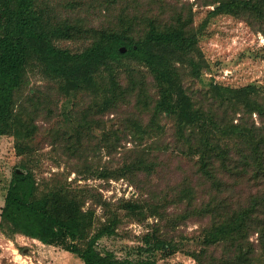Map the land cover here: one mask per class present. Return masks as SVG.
<instances>
[{
  "label": "trees",
  "instance_id": "trees-1",
  "mask_svg": "<svg viewBox=\"0 0 264 264\" xmlns=\"http://www.w3.org/2000/svg\"><path fill=\"white\" fill-rule=\"evenodd\" d=\"M200 2L242 18L264 34V0ZM56 5L51 0H0V134L13 135L15 151L22 157L7 185L0 229L62 245L83 264H154L148 259L128 263L95 247L108 229L105 224L93 227L94 205L101 200L95 188L49 183L35 176L38 158H33L29 140L39 121L49 122L56 115L57 96L72 91L69 116L75 129L50 134V145L73 154L82 143L80 130L97 125L98 115L115 112L118 127L97 142L111 155L122 137L130 135L136 144L145 135L158 139V121L166 119L170 130L163 133L173 149L191 160L196 185L208 189L198 210L207 217L202 245L223 243L228 255L223 254L219 264H251L254 248L249 236L255 232L264 261V90L253 83L239 87L212 83L201 100L183 88L185 68L197 77L204 63L192 3L104 0L97 6L98 0H88L87 6L108 12L99 24L79 20ZM69 5L75 7V2ZM69 39H83L84 44L78 51L56 44ZM259 56L264 59V46ZM37 74L44 78L41 82L34 78ZM152 149H131L134 160L119 170L151 174L160 166ZM185 195L189 191L182 184L178 197ZM88 200L90 205L84 208ZM116 206L138 208L129 200Z\"/></svg>",
  "mask_w": 264,
  "mask_h": 264
},
{
  "label": "rangeland",
  "instance_id": "rangeland-1",
  "mask_svg": "<svg viewBox=\"0 0 264 264\" xmlns=\"http://www.w3.org/2000/svg\"><path fill=\"white\" fill-rule=\"evenodd\" d=\"M51 1L65 9L64 13L69 12L88 23L99 24L107 19L108 12L87 6L88 0ZM103 1L98 0L97 6H101ZM184 1L192 3L193 25L204 60L199 76L189 75L187 68L182 74V86L188 94L202 100L212 83L230 87L253 83L264 90V59L259 56L263 51L264 34L242 18L215 11L213 5H203L200 0H180L181 3ZM69 2H75V7ZM118 3L116 8L121 7ZM83 41L69 39L56 44L78 51ZM34 78L40 82L44 79L39 74ZM73 101L72 91L57 96L56 115L49 122L39 121L38 131L30 138L29 147L34 149L33 158H38L34 160V173L39 180L49 183L63 181L75 188L91 186L95 192L101 193V200L94 205L93 227L105 224L108 229L96 240L95 247L102 254L112 253L128 263L148 259L154 264H200L206 260L219 264L223 254L228 255L223 243L202 245L207 217L199 214L198 210L208 198V189L205 184L201 187L196 185L191 160L173 149L170 137L165 135L170 130V122L166 119L158 121V133L161 135L158 139L152 134L151 137L145 135L142 143L136 144L130 135L128 139L122 137L120 145L110 155L107 148L97 142L106 132L118 127L119 121L115 112L104 113L97 116V125L93 128L80 130L82 143L70 154L59 146L53 147L48 140L55 131L72 132L75 129V122L69 116ZM253 118L257 124L255 113ZM118 135L122 132L119 131ZM145 146H151L157 152L160 166L157 165L151 174L141 170L126 174L123 169L119 170L124 168V163L134 160L135 153L131 149ZM21 159L15 151L13 135L0 134V211L11 174L14 169L18 170ZM184 178L189 180L191 187ZM182 184L189 191V196L185 195L183 199L178 197ZM242 186H237L240 191L244 188ZM165 197L170 201L163 202ZM127 200L137 204L138 208L116 206L118 201ZM162 204L167 205L164 207ZM89 205L88 200L84 208ZM182 214L186 216L182 218ZM256 237L255 232L249 236L254 248L251 264H264L262 250L255 245ZM194 254L202 257L197 259ZM0 264H83V261L62 245L43 243L23 234H7L0 229Z\"/></svg>",
  "mask_w": 264,
  "mask_h": 264
}]
</instances>
